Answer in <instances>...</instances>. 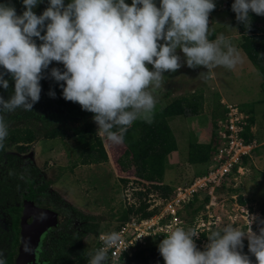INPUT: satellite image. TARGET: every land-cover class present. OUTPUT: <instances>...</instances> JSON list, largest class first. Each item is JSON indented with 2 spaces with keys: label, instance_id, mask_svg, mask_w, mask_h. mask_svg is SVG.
Here are the masks:
<instances>
[{
  "label": "clouds",
  "instance_id": "9594fccd",
  "mask_svg": "<svg viewBox=\"0 0 264 264\" xmlns=\"http://www.w3.org/2000/svg\"><path fill=\"white\" fill-rule=\"evenodd\" d=\"M38 2L23 0L26 10L19 16L13 6L0 4V66L15 82L10 99L0 96V148L8 136L5 114L32 111L40 99L43 72L53 61L65 69L50 72L55 81L64 82L63 98L93 113L98 131L114 144L123 142L134 121L153 122L163 73L182 67L177 49L189 68L233 69L240 62L237 49L222 33L208 38L213 0H160L159 7L154 0H132L131 5L125 0H71L67 6L64 0H49L37 16L33 8ZM231 9L249 28V12L264 16V0H234ZM34 37L42 43L37 45ZM4 75L0 73V87L6 90ZM49 95L55 97L54 92ZM39 219L46 217L41 214ZM255 219L247 214L245 229L227 224L211 231L203 251L193 239L199 231L176 227L164 236L158 251L165 264H252L238 250L247 237L256 264H264V227L254 233ZM120 239L118 233L107 234L89 264H106V249L118 246ZM0 264H5L3 258Z\"/></svg>",
  "mask_w": 264,
  "mask_h": 264
},
{
  "label": "trees",
  "instance_id": "16d2710c",
  "mask_svg": "<svg viewBox=\"0 0 264 264\" xmlns=\"http://www.w3.org/2000/svg\"><path fill=\"white\" fill-rule=\"evenodd\" d=\"M22 2L23 0H0V4L9 6ZM48 6L49 3L39 7L35 14L40 16ZM249 17L251 21L249 28H245L244 24L237 20L235 23L242 38L240 47L260 75L261 88L264 90V16L249 12ZM43 34L44 31L41 32V35ZM33 39L37 45L42 43L38 38ZM6 80L9 87L6 90L0 87V96L8 93L11 97L14 94L15 82L11 75ZM61 84L64 82L52 83L41 79L40 99L33 105L32 111L16 109L5 114L8 136L3 142V148H0V210L21 204L24 194L32 187L34 192L48 189L49 184L41 170L28 158L21 156L39 139L73 141L81 148L82 156L86 157L81 165L102 164L108 161L103 143L97 137L94 114L82 110L78 103L66 101L62 95ZM50 91L55 93L54 98L49 95ZM200 110L199 99L195 96L176 99L165 107L156 104L151 124L142 120L134 121L124 134L122 144L125 150L122 157L117 160L118 169L121 172L133 169L134 177L138 181L147 183L150 190L160 197H168L172 188L163 184L165 165L167 157L177 150L169 121L181 115H198ZM250 121L253 124L252 117ZM215 144L214 132L206 144L191 143L187 162L191 165L207 164ZM12 147L17 154L7 151ZM260 147L264 148V144ZM50 204L62 212L64 210L71 212L72 218H75L78 224L50 234L45 247L48 264H86L82 258L83 239L89 234L93 237L98 235L100 226L95 217L80 213L60 198H54ZM147 207L146 203H142L136 210L128 209L121 215L119 222L127 221L131 216L152 215L153 212L146 211ZM261 213L264 215V206ZM8 240L9 233L3 230L0 224V249ZM239 251L249 257L247 251L241 249ZM249 259L253 264L254 260L250 257ZM160 260H163V257L158 251V246L147 247L137 250L124 264H155Z\"/></svg>",
  "mask_w": 264,
  "mask_h": 264
},
{
  "label": "rangeland",
  "instance_id": "374dc122",
  "mask_svg": "<svg viewBox=\"0 0 264 264\" xmlns=\"http://www.w3.org/2000/svg\"><path fill=\"white\" fill-rule=\"evenodd\" d=\"M215 3L226 4L227 1L213 0ZM71 0H64L65 6ZM159 7L160 0H154ZM49 3V0H39L33 12L36 13L39 7ZM126 4L131 5L132 0H125ZM16 14L22 15L26 10L21 4L13 5ZM226 12V8L224 13ZM213 19V18H212ZM52 68H59L63 72L62 63L53 61L48 69L43 72V80L55 83L50 76ZM224 71L227 68L220 66ZM231 70V69H229ZM229 70L228 73H229ZM0 73H5L4 79L10 74L0 66ZM256 76L260 78L258 72ZM254 96H262L258 90L257 81L252 80ZM227 101L233 103H242L240 92L238 90L227 91ZM5 99H10L8 93H4ZM256 99V98H254ZM219 103H215L214 108H208L199 116L186 117L189 131H204L212 137L217 120L222 115V109ZM264 105L256 108V124L259 123L257 135L253 136L256 141V148L252 152L251 158L244 162L243 173L236 176V180L231 182L227 187L216 191L217 205L207 213L205 205L207 199L202 198L195 204L185 208L184 214L189 217L193 227L200 232V238L209 242L207 235L211 231L219 230L227 224L245 229L248 218L256 217L251 224V229L257 235L259 229L264 227V215L261 209L264 206V148H261L264 140L263 119ZM191 129V130H190ZM178 138V152L176 156L171 157L170 166L167 169L166 183H170L173 188L178 185L189 183L193 178L206 173L207 164L192 168L186 171V157L188 152V142H185L178 131L175 132ZM97 137L103 143L104 149L108 156V161L102 164L81 165L86 159L82 156L81 148L71 140H37L28 152L21 155L28 158L36 167L41 170V174L48 182V189L42 192H34L33 187L23 196V201L32 202L35 206L49 208L56 211L50 203L54 198H60L66 204L75 208L86 216H93L102 229L111 228L118 224L121 215L130 208L138 209L142 203H146L148 196L154 194L147 183L138 181L134 177V170L121 172L117 167V160L122 157L125 147L122 143L114 144L109 141L106 135L98 131ZM9 153L17 154L12 147L7 150ZM46 200H49L46 202ZM57 212V211H56ZM60 213V212H59ZM62 214V213H61ZM64 214V215H63ZM63 223L59 226L61 229L74 227L78 224L75 218H72L71 212L64 210ZM197 219V221H196ZM211 223L210 225L208 223ZM27 223L24 216L23 202L13 207L0 210V224L3 230L9 233L8 242L0 249V256L5 260V264H17L19 256V247L21 240V227ZM210 226V227H208ZM208 228V229H207ZM92 234L83 239L82 258L88 264L92 256L93 247ZM46 238L42 240L41 247L37 252L36 264H48L46 256ZM200 250V249H198ZM205 250V249H203ZM201 250V251H203ZM240 250V249H238ZM247 251L249 257L256 258L249 252L248 239H243V248ZM32 264V263H27ZM155 264H165L164 260L155 262Z\"/></svg>",
  "mask_w": 264,
  "mask_h": 264
},
{
  "label": "built area",
  "instance_id": "2783aa9c",
  "mask_svg": "<svg viewBox=\"0 0 264 264\" xmlns=\"http://www.w3.org/2000/svg\"><path fill=\"white\" fill-rule=\"evenodd\" d=\"M215 4V10L209 14V27L214 13L226 7L225 3ZM222 105L223 112L214 130L216 144L209 156L206 173L193 178L187 184L173 187L166 198L157 193L150 194L146 200V211L153 212L152 215L131 216L114 227L102 229L92 240V255L103 247L106 235L115 232L121 239L118 246L106 249V264H124L137 250L157 247L164 236L176 227L195 229L184 210L196 201L207 199V213L217 205L216 191L229 186L236 180L237 175L243 173L244 162L251 158L257 145L253 138L251 115L237 104L222 102ZM193 239L198 249H205L207 240L200 238V235Z\"/></svg>",
  "mask_w": 264,
  "mask_h": 264
},
{
  "label": "crops",
  "instance_id": "0c3cea01",
  "mask_svg": "<svg viewBox=\"0 0 264 264\" xmlns=\"http://www.w3.org/2000/svg\"><path fill=\"white\" fill-rule=\"evenodd\" d=\"M224 1V0H223ZM227 1L226 12L221 10L215 12L212 19V24L209 27V40H214L221 33L226 37V39L237 49L240 57V62L235 68L224 71L222 68L215 67L208 71L207 68L203 66H198L196 68H189L186 64V59L184 54L180 49H177V55L181 57L182 67L176 72H165L163 86L156 92V104L165 107L167 104L171 103L176 99L187 98L189 96H195L199 99L201 110L198 115H186L177 116L169 121V126L175 137L177 150L172 152L166 160L165 173L163 177V184L170 186V183H166L167 169L171 163V157L179 154L178 152V138L174 131H178V135L183 138L185 142H188V149L191 143L193 144H206L210 141L211 136L207 132H193L189 131L187 127L186 117L199 116L203 111L208 108H214L215 103L221 105L223 112L222 102L237 104L241 109L248 112L252 119V131L253 135H257L259 130V123L256 124L255 112L256 108L260 105H264V90L261 88L262 79L256 76L257 71L250 63L244 52L242 51L240 45L242 43V38L238 32L236 26V14L232 11L231 5L234 0ZM214 2V1H213ZM215 3V2H214ZM251 12V11H250ZM163 43V41H160ZM149 70L152 69V65H146ZM225 68V67H224ZM229 70V73L228 71ZM208 71V72H207ZM252 80L257 81L258 91L262 96H254V92L250 88H253ZM228 90H238L240 92L241 98L243 99L240 103H233L227 101ZM256 98V99H254ZM251 112V113H250ZM264 122V114L260 116ZM264 126V123L261 124ZM191 130V129H190ZM264 144V140L261 142ZM188 155V152H187ZM186 157V171L192 170V168L199 167L200 165H191L187 162ZM138 180V179H137ZM176 186V185H175Z\"/></svg>",
  "mask_w": 264,
  "mask_h": 264
},
{
  "label": "water",
  "instance_id": "95a60500",
  "mask_svg": "<svg viewBox=\"0 0 264 264\" xmlns=\"http://www.w3.org/2000/svg\"><path fill=\"white\" fill-rule=\"evenodd\" d=\"M24 216L27 223L21 227V240L17 264H35V250L41 236L51 227L63 223V215L49 208L35 206L32 202L23 201ZM43 214L46 219L42 221L39 217ZM32 219L31 222L29 220Z\"/></svg>",
  "mask_w": 264,
  "mask_h": 264
},
{
  "label": "flooded vegetation",
  "instance_id": "af4514ba",
  "mask_svg": "<svg viewBox=\"0 0 264 264\" xmlns=\"http://www.w3.org/2000/svg\"><path fill=\"white\" fill-rule=\"evenodd\" d=\"M55 208V207H54ZM56 209V211H58V212H60V213H64V212H62V211H60V210H58L57 208H55ZM64 215V214H63ZM25 220H26V222H28L27 221V218L25 217ZM32 221V219H30L29 220V222H31ZM59 226L60 225H57V226H55V227H51L50 229H48L42 236H41V238H40V241H39V244H38V246H37V248H36V250H35V264L37 263V252L36 251H38V249L41 247V244H42V240H43V238L45 237L46 238V245L48 244V242H49V236H50V234L51 233H53L54 231H58V230H61V228H59ZM88 264H89V260H88Z\"/></svg>",
  "mask_w": 264,
  "mask_h": 264
}]
</instances>
